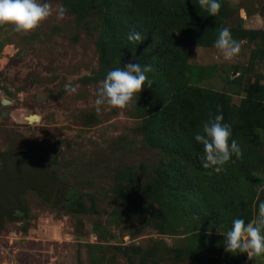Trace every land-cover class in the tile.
I'll return each instance as SVG.
<instances>
[{
	"label": "rangeland",
	"instance_id": "obj_1",
	"mask_svg": "<svg viewBox=\"0 0 264 264\" xmlns=\"http://www.w3.org/2000/svg\"><path fill=\"white\" fill-rule=\"evenodd\" d=\"M174 1L189 7L191 16L159 12L142 20L126 13L110 31L114 44L104 35V0H38L51 5L52 15L34 31L25 35L0 26V154L28 151L40 158L60 191L55 203L30 189L22 194L25 212L5 217L0 227V264H200L207 257L208 264L246 263L222 250L223 234L236 218L254 221L264 203V0H222L223 16H210L198 0ZM60 7L67 10L63 19L57 18ZM137 18L158 33L173 32L177 56L189 69L165 74L171 81L157 76V90L184 80L178 74L188 77L198 106L195 121L229 108L236 132L231 139L242 151L218 174L192 168L202 193L191 196L190 230L171 204L160 202L168 199L155 169L167 156L145 134L155 103L147 82L137 103L95 109L97 89L109 71L129 62L142 65L132 49L119 48L125 47L124 34L144 36ZM186 20L190 28H181ZM222 28L240 44L231 61L214 47ZM119 36L124 40L118 45ZM201 38L209 43H198ZM69 82L76 93L65 90ZM28 115L38 118L29 121ZM2 164L0 155V169ZM193 239L206 250L200 263L190 251ZM251 262L264 264V254Z\"/></svg>",
	"mask_w": 264,
	"mask_h": 264
},
{
	"label": "trees",
	"instance_id": "obj_2",
	"mask_svg": "<svg viewBox=\"0 0 264 264\" xmlns=\"http://www.w3.org/2000/svg\"><path fill=\"white\" fill-rule=\"evenodd\" d=\"M107 10L105 12L103 24L105 28L104 35L106 43L114 44L111 40L110 31L113 30L114 24L117 22V17L129 16L140 17L143 19H150L149 16H157L159 12L169 14L170 16H179L183 19L185 16H191V11L189 7H184L183 5L177 6L174 0H128L132 4V11L130 7L122 0H104ZM141 2L144 4H152V10L139 4ZM218 2H223L218 0ZM135 4V5H134ZM149 9V10H148ZM124 10V11H121ZM155 13H154V12ZM144 13V15L142 14ZM172 13V15L170 14ZM224 13L219 11V16H223ZM199 17H197L198 19ZM179 19V18H178ZM139 18L135 19V22L144 31V39L142 44H130L126 35L125 37V47H119L122 50H126V47L132 49L138 56V59L143 65H151L152 71L147 73L148 79L152 81V86L149 87L155 103L152 108V115L146 121L145 134L147 140L154 146L163 150L166 159H163L161 164H159L155 172L159 179V182L163 185V190L165 191V197L168 200H160L166 207L170 204L172 205V211L176 212L177 215L183 216L186 223H188L187 228L190 230V211L194 210V205L192 204V197L194 195L201 194L198 184L193 179L192 168H195L200 174H205L209 169H204L202 167L201 157L203 155V148H201L198 143L194 140V135L200 132L201 125L209 119L210 113L205 114V118L195 121L197 114V102L194 101V95L190 92L188 86V77L180 78L178 74L177 79L180 80L179 83L168 84L166 90L161 92L155 87L157 82V76L164 77L165 80L171 81L168 75H165L176 68L181 69V72L185 73L188 71V66L186 65V60L179 59L176 49V42L178 41L174 37L173 32L169 30H164L163 33H158V28L156 29L153 24L146 26L143 21ZM190 21V19H189ZM192 22V21H191ZM132 23V20H131ZM181 28H190V24L186 20L184 23H180ZM196 22H193L192 29L196 31L198 28ZM152 25V26H151ZM133 26H131L132 29ZM123 36L116 37L115 40L118 45L123 42ZM205 38L198 39L200 44H208L209 42L204 40ZM178 44V43H177ZM182 74V73H181ZM196 91L203 97L204 93L201 89L197 88ZM207 91V90H206ZM194 96V97H193ZM230 97L226 96V100ZM190 99V100H189ZM196 102V103H195ZM223 116L226 118L224 123L231 125L232 136H235V130L233 124L229 118V108H223ZM210 112V110H209ZM163 116V118H161ZM252 144L256 143V138L249 139ZM120 175V173H119ZM205 176V175H202ZM239 203V197L235 201ZM200 219L202 215H197ZM236 214L233 215V218ZM190 232V231H189ZM198 236V235H196ZM190 238V235H189ZM192 238V237H191ZM223 236L216 237L220 247H222ZM198 240L193 239L190 242V251L193 256L196 257L197 263H200L199 257L201 253H204V246L197 244ZM204 243L203 245H206ZM225 250V249H222ZM234 261H239L237 257H243L246 260L245 264H251L252 262L247 259V253L233 255ZM237 256V257H236ZM209 257H207L204 262L200 264H208Z\"/></svg>",
	"mask_w": 264,
	"mask_h": 264
},
{
	"label": "clouds",
	"instance_id": "obj_3",
	"mask_svg": "<svg viewBox=\"0 0 264 264\" xmlns=\"http://www.w3.org/2000/svg\"><path fill=\"white\" fill-rule=\"evenodd\" d=\"M199 7L206 10L210 16H216L221 8L218 0H198ZM66 9L60 7L57 18L63 19ZM52 15L49 3H40L38 0H0V26L12 25L13 31L20 34H29L34 31L44 20ZM130 44L141 42L144 36L139 32H130L127 37ZM214 47L219 50L224 60L231 61L240 51V44L232 38L228 28L219 31ZM151 65H141L129 62L122 68L109 71L97 89L95 109L101 111L102 105L123 109L130 103L136 102L147 82L152 86L147 73L151 72ZM69 94L77 92L71 82L65 85ZM223 114H210L209 119L203 123L202 131L195 134L194 139L203 147L201 157L202 167L213 172L225 171L224 165L233 156L242 157V151L235 139H231V125L223 122ZM234 162V161H233ZM60 200V197H59ZM224 249L233 255L247 253L249 261L264 254V203L259 204L257 218L245 224V221L236 218L229 231L223 234Z\"/></svg>",
	"mask_w": 264,
	"mask_h": 264
},
{
	"label": "water",
	"instance_id": "obj_4",
	"mask_svg": "<svg viewBox=\"0 0 264 264\" xmlns=\"http://www.w3.org/2000/svg\"><path fill=\"white\" fill-rule=\"evenodd\" d=\"M8 102L4 100L5 104ZM32 116L38 118L37 115H28L27 120L32 121ZM0 155L3 161L0 169V227L5 217L14 219L18 212H25L22 194L28 189L50 203L59 200V183L43 160L28 151L22 154L9 151Z\"/></svg>",
	"mask_w": 264,
	"mask_h": 264
},
{
	"label": "bare ground",
	"instance_id": "obj_5",
	"mask_svg": "<svg viewBox=\"0 0 264 264\" xmlns=\"http://www.w3.org/2000/svg\"><path fill=\"white\" fill-rule=\"evenodd\" d=\"M36 118V116H32V119Z\"/></svg>",
	"mask_w": 264,
	"mask_h": 264
},
{
	"label": "built area",
	"instance_id": "obj_6",
	"mask_svg": "<svg viewBox=\"0 0 264 264\" xmlns=\"http://www.w3.org/2000/svg\"><path fill=\"white\" fill-rule=\"evenodd\" d=\"M5 264H8L7 262H4ZM15 264H17V263H15Z\"/></svg>",
	"mask_w": 264,
	"mask_h": 264
},
{
	"label": "flooded vegetation",
	"instance_id": "obj_7",
	"mask_svg": "<svg viewBox=\"0 0 264 264\" xmlns=\"http://www.w3.org/2000/svg\"><path fill=\"white\" fill-rule=\"evenodd\" d=\"M17 214H19V212Z\"/></svg>",
	"mask_w": 264,
	"mask_h": 264
}]
</instances>
